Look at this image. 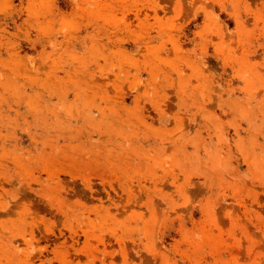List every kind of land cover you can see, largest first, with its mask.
<instances>
[{"label":"rangeland","instance_id":"1","mask_svg":"<svg viewBox=\"0 0 264 264\" xmlns=\"http://www.w3.org/2000/svg\"><path fill=\"white\" fill-rule=\"evenodd\" d=\"M0 264H264V0H0Z\"/></svg>","mask_w":264,"mask_h":264}]
</instances>
